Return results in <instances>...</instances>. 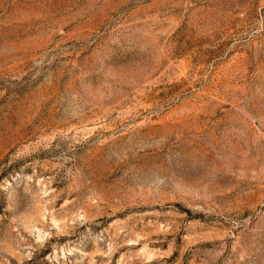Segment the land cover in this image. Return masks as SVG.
Segmentation results:
<instances>
[{"label":"rangeland","instance_id":"374dc122","mask_svg":"<svg viewBox=\"0 0 264 264\" xmlns=\"http://www.w3.org/2000/svg\"><path fill=\"white\" fill-rule=\"evenodd\" d=\"M0 264H264V0H0Z\"/></svg>","mask_w":264,"mask_h":264}]
</instances>
